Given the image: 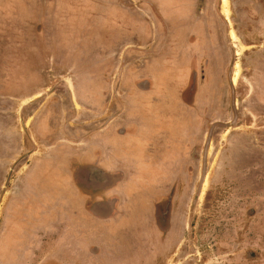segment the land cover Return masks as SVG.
Returning a JSON list of instances; mask_svg holds the SVG:
<instances>
[{
	"label": "rangeland",
	"instance_id": "374dc122",
	"mask_svg": "<svg viewBox=\"0 0 264 264\" xmlns=\"http://www.w3.org/2000/svg\"><path fill=\"white\" fill-rule=\"evenodd\" d=\"M34 1L0 0V252L6 255L0 258V264H264V225L256 224L258 219L254 216L264 213V210L244 205L245 199L253 200L256 193L264 191V182L257 181L254 172L250 177L240 176L241 171L253 161L248 155L250 147L237 145L250 143L254 134L234 132V127L230 125L231 121H235L229 120L228 114L223 120L230 123L217 126L215 124L218 123L214 122L213 127L210 123L219 114L214 115L215 119H210L209 113L203 114L197 118L199 128L204 125L203 130H198L202 132L198 133L197 142L199 145L210 133L208 154L202 150L204 144L195 160L188 152L190 150H186L195 138L192 115L186 107L194 103V79L189 73L195 67L202 81L205 68L202 65L190 66L187 71L189 82L187 80V86L181 91L182 104L176 99L173 85L168 84V89L164 90L166 101L161 99L160 109L165 110L170 120L164 129L154 128L151 120L145 131L142 130V138L147 139L145 146L141 147L145 154L141 151L138 155L132 142L127 145L133 158L129 164L135 165L140 175L126 178V185L117 190L120 193L107 200V189L101 187L104 183L100 173L93 171L88 164H79L76 155H70V150L76 148L68 147L67 141L77 137V127L84 126L86 133H93L92 114L86 111L74 114L62 112L63 105L69 102V98L63 96L67 95L69 82L52 79L58 71H63L61 67L51 65L53 57L57 56L53 50L48 48L50 50L46 51L42 47L46 43V35L39 33V28L45 25H42L43 19L31 17L29 9ZM156 5L151 3V10L159 16ZM203 9L212 13L219 38L215 40V45L220 47L223 43L225 46L224 65L220 62L219 67L215 66L220 71L218 80L226 72L233 80L229 86L220 81L218 94L216 90V96L207 95L196 106L207 105L205 110L215 109L216 113L229 102L230 106L238 108L236 112L243 117L242 122H249V117L262 111L255 104L258 94L249 95L257 85L254 76L262 58H257V52H249L245 61L244 53L251 50L248 44L261 42L264 34H244L242 28L262 25L264 0H199V10ZM254 11L258 13L257 18ZM224 17L231 25L228 41L224 33L227 26ZM234 26L239 33L236 30L233 33L231 27ZM185 37L186 34H182V39ZM150 43L148 53L153 57L156 55L152 53L153 47L158 46L154 39ZM37 51L39 57L36 56ZM186 64L185 60L178 63V72L188 68ZM148 66V72L144 69L139 72L154 73L157 78L161 76L160 65ZM83 75L81 77H86ZM78 84L77 81L76 88L80 89ZM146 85L144 88H148ZM75 110L79 111L78 108ZM251 111L254 113L251 114ZM71 121L73 125L69 124ZM260 134L264 137L263 130L257 133L258 136ZM107 135H110L109 131ZM120 140L115 137L112 142L119 146L122 143ZM164 141L165 149L171 150L169 153L175 154L174 148L182 150V171L177 178L171 177L168 162H162L167 157H164L161 145ZM68 156L74 159L71 173L63 166ZM169 164L171 167L175 165L173 161ZM202 166L204 170L207 167L206 178L201 176ZM256 169L264 172V168ZM66 173H70L71 177H66ZM123 180L119 179V183ZM30 186H33L31 199L35 205L41 206L42 213L39 216L30 213L27 222L30 223L32 217L34 225L43 224L44 219L51 225L48 237H38V242H30L33 247H38L33 257L26 256L29 242L22 252H16V256L15 243L21 237L20 233L31 228L24 225L26 228L17 230L14 227L15 224L21 227L22 216L16 203L23 196L29 200L28 193L24 192L29 191ZM63 194L67 195L69 202L64 206L67 210L64 221L60 215ZM78 197L80 200L83 198L86 210L97 217L101 215L99 199L110 201L111 214L116 217L107 224L111 226L110 231H101L100 222L83 211L79 215H71V210L78 207ZM26 214L24 212V216ZM67 225L70 233L78 237H67ZM42 244L46 245L45 249Z\"/></svg>",
	"mask_w": 264,
	"mask_h": 264
},
{
	"label": "crops",
	"instance_id": "0c3cea01",
	"mask_svg": "<svg viewBox=\"0 0 264 264\" xmlns=\"http://www.w3.org/2000/svg\"><path fill=\"white\" fill-rule=\"evenodd\" d=\"M151 3L157 4L159 16L152 12ZM29 11L31 17L37 16L38 20L43 19V21L41 20L44 22L42 25L45 26L39 28V33L46 35V43L44 42L42 47L46 51L53 50L57 56L53 57L51 65L61 67L60 69L63 71H58L52 79L69 82L66 89L67 95H63L69 98V102L67 105H63L62 112L74 114L86 111L92 114L93 133H86L84 126L77 127V137L73 138L75 141L73 139L67 141L68 147L76 148L75 150L68 148L70 155H76L79 164H88L93 171L100 173L102 183L105 184H101V187L107 189L105 192L107 200L113 199L114 195L120 193L117 190L126 185V178L136 176V174L140 175L138 168L129 164V161L132 163L133 158L130 156L127 145L132 142L131 145L134 144L138 155L142 152L145 154V150H142L141 147L145 146L147 139L142 138L144 136V133L141 135L142 130L145 131L151 120L154 128H165L170 120V116L165 110L160 109L161 99L166 101L164 90L168 89V84L173 85L176 99L182 104L181 91L187 86L185 84L190 66L199 67L203 65V62L206 65L207 59L213 55L215 33L210 24V16L206 9L199 10V0H36L31 4ZM33 14L35 16H32ZM151 20L153 26H151ZM182 34H186L184 39H182ZM152 39L158 46L153 47L152 53L156 54L153 57L148 53ZM38 51L37 57H39ZM147 57L150 58L149 62ZM182 60H185L189 67L187 66L188 68H185L183 72H178L177 66ZM150 64L162 67L160 77L157 78L154 73L139 72L140 69L147 71ZM167 66L170 69H167ZM55 71L57 72V70ZM81 74L86 77H81ZM257 74L260 77L259 80L257 79V87L254 86L249 95L253 97L258 94L255 104L257 107H261L262 111L259 112V115L256 113L255 116L249 117V122L238 121L237 126L234 127L236 133L254 134L250 143L240 142L241 144H237L250 147L249 156L264 154V137H261V134L257 135L259 131H264V70H260ZM77 81L79 83L77 86H80V89L76 88ZM158 83L161 85L160 89H158ZM145 84L148 85H146L148 88H144ZM87 87L90 90L87 91ZM204 89L205 87L199 85V90L193 98L194 103L190 106L185 105L192 115L196 134H201L202 131L198 130L204 128V125H200L199 128L197 118L200 115L208 114L205 109L196 108L197 102L207 96L204 94ZM206 107L207 105L204 108ZM77 108L79 111L75 110ZM252 112L254 113V111L250 113L253 114ZM193 114H195L194 117ZM72 121L69 124L73 125ZM256 122L258 126L255 127ZM207 124L206 122V126ZM153 127H149V129L151 130ZM108 131L110 135H107ZM193 136L195 135L193 134ZM115 137L121 138L122 143L119 146L118 143L115 145L112 142ZM137 141L138 143L135 144ZM197 141V138H194L192 144L198 145ZM161 145L164 157L167 156V159L163 158L162 162H168V167L172 171L171 177L181 176L182 150L177 148L175 150V144L172 143L171 147L174 148L173 151H176L175 154H172L169 153L171 150L165 149V141ZM191 146H187L186 150H190L188 152H191ZM73 160L68 156L66 163H63L64 168L68 171L70 168L73 170ZM171 161L175 163L172 167L169 164ZM251 161L254 162L255 159H251ZM256 165H258L257 168L264 166V158L258 164L250 165L240 176L250 177V169ZM70 173H66L65 176L70 178ZM259 176L264 178L259 174L256 178ZM119 179L124 180L119 183ZM117 186L118 188H116ZM32 188L33 186H30V190L24 192L28 193L29 200L23 196L21 201L16 203L19 208L18 212H22V216L21 227L17 224L14 227L18 230L31 226L27 231L20 233L21 237H18L17 244L14 239L16 245L14 250H17L14 254L16 256V252H22L27 242H38V237H48V227L51 225L47 219L42 221L43 224L39 222L34 225L31 221V219L34 221L32 217L30 223L27 222L30 213L35 216L42 213L41 206L35 205L31 199ZM114 189L116 192H113ZM36 193L39 192L36 190ZM40 193L44 194L43 191ZM76 193L78 194L79 191L77 190ZM99 200L102 201L101 210L106 213L105 216H92L86 210L83 198L80 200V197H78V207L71 210V215H79L83 211L91 219L100 222L98 225L101 231H110L111 226L109 227L107 224L116 217L111 214L113 210H111L110 201ZM29 204L30 206H28ZM66 204H69L68 198L63 194L60 214L63 221L66 217L67 210L65 211L64 207ZM244 205L247 208L254 207L264 210V191L256 193L253 200L245 199ZM24 212L27 213L25 216ZM263 214L259 212L255 217L262 218L264 224ZM24 225L26 226L24 227ZM67 229L69 233L67 237H78L70 233L68 225ZM45 246L41 245L44 249ZM0 249H2V239L0 240ZM37 249V246L33 247L30 243L25 250L28 252L26 256L33 257V252L36 253ZM48 255L49 253H47ZM2 257H6V255L1 251L0 258Z\"/></svg>",
	"mask_w": 264,
	"mask_h": 264
},
{
	"label": "flooded vegetation",
	"instance_id": "af4514ba",
	"mask_svg": "<svg viewBox=\"0 0 264 264\" xmlns=\"http://www.w3.org/2000/svg\"><path fill=\"white\" fill-rule=\"evenodd\" d=\"M208 14H209V16H210V24H211V26L213 27V31H214V33H215V35H214V37H213V42H214V45H213V49H214V51L212 52V56H210L208 59H207V61L208 62H205L206 63V65L204 64V62H203V65H202V67H203V69H204V71H203V77H202V81H200V78L198 77V73H197V70H196V68L194 67V69L192 68V70L190 69V73H189V75L190 74H192L193 75V79H194V86H195V89H194V93H193V98H194V95H195V93L199 90V85H202L203 87H205V89H204V94L205 95H211L210 97H214V96H216V93H215V91L217 90V85H218V83L221 81V82H225V84L226 85H228L229 86V84H230V82L233 80L232 79V76H230V74H228L227 75V73L228 72H226V74H224L223 76H222V78H221V80L219 81L218 80V75L220 74V71H219V68H217V67H219V65H220V62L224 65V63H223V57H224V50H225V46L223 45V43L221 44V46L219 47L218 45H215V40H219V38H218V33H217V31H215V26H214V24H213V16H212V13H210V12H208ZM254 15H255V17L257 18V15H258V13L256 14L255 13V11H254ZM224 19H225V25H227V26H225V37H226V40L227 39H229L230 38V24H228V20L229 19H227V18H225L224 17ZM263 21H264V17H263V19H262ZM232 28V30H233V33H235V30H236V32L237 33H239V29H237L235 26H234V28L233 27H231ZM242 32L245 34V33H249V34H253V33H255V34H259V33H263L264 34V22L262 23V25L261 26H259L258 27V25H256V26H248V27H244V28H242ZM227 35V36H226ZM246 36V35H245ZM244 36V37H245ZM228 41V40H227ZM261 42H259V40L257 41V42H255L253 45H251V44H248V45H250V51H245V55H244V58L248 55V54H250L251 52H257V58L259 57V59H261V61L259 62V64L258 65H260L259 66V68L257 67V71H256V73H255V75L257 74V72H259L260 70H264V38H262V40H260ZM220 50V51H219ZM228 51H229V49H227ZM246 50V49H245ZM250 52V53H249ZM246 59H247V57L245 58V61H246ZM226 64V63H225ZM209 65V67H210V69H209V67L208 68H206L207 66ZM249 65V64H248ZM215 66H217L216 68H215ZM253 67H255V66H253ZM250 68V66L248 67V68H246V69H249ZM205 72V73H204ZM206 72H208V73H206ZM222 73V72H221ZM188 75V76H189ZM246 75V74H245ZM250 77H251V75H250ZM254 78H256L255 79V82H258V80L260 79V77H259V74H257V76H254ZM258 79V80H257ZM188 80V79H187ZM188 82H189V80H188ZM214 83H216V85L214 84ZM204 84V85H203ZM241 86V85H240ZM255 87H257V86H255ZM215 93V94H214ZM217 94H218V90H217ZM230 103L228 102V104L227 105H224L223 106V108H222V110H218V111H216V113L214 112V110H210V111H208V109H206L205 111L207 112V113H209L211 116H210V119H215L214 117V115L215 114H219L218 115V118H216L215 120H213L210 124H211V126L213 127V125L215 124L214 122H216V123H218V124H215V125H221V124H223V123H226V122H229L230 123V121H225V120H223L224 119V117H225V115H227L228 114V116H230V119L229 120H233L234 119V123H232V121H231V124L232 125H230L231 127H236L237 126V122L238 121H242V118H241V116H240V114L239 113H237L236 112V109H238L237 107H234V106H230L229 105ZM196 108L197 109H201V108H203V109H205L204 107H201V106H196ZM204 111V112H205ZM222 118V119H221ZM237 118V119H236ZM229 126V127H230ZM193 129H194V127H193ZM211 132V131H210ZM193 134L195 135L194 137L195 138H197V140H198V133L196 134V132H195V129L193 130ZM208 135L210 134V133H207ZM207 135V138H205L199 145H197V144H192V146H191V156H192V158H194V160H195V158L196 157H198V153H199V148L201 149V145H203L204 144V148L202 149L203 150V152L205 151V153H206V155L208 154V150H209V148L211 147L210 145H211V139H210V137ZM197 145V146H196ZM200 146V147H199ZM205 155V154H204ZM257 155H258V159H257ZM249 158L250 159H255V161L253 162L254 164H258V162H260V160L262 159V158H264V154H262V153H259V154H256V155H250L249 156ZM253 163H251V165L253 164ZM257 166L258 165H256V167H254V168H251L250 170H251V174H253V172H254V174H253V176H254V178L255 179H257V181L259 180V182H264V178L263 179H261V176H259L258 178H256L257 177V175L259 174V175H263L264 176V172H262V171H259V170H257L256 168H257ZM248 167H250V165L248 166ZM261 168H264V166H260ZM259 168V167H258ZM254 170V171H253ZM203 171H205V172H203ZM244 170H242L241 172H243ZM205 173V174H204ZM207 174H208V170H207V167H206V169L204 170V168H203V166L201 167V176L203 177V178H206L207 177ZM241 177H243V175L241 176ZM252 177V176H251ZM243 178H246V177H243ZM97 202V201H96ZM102 201H100L99 203H101ZM253 209H256V208H254V207H252ZM99 214H101L102 216H105L106 215V213H103L102 212V210L99 212ZM254 216H256L255 214H254ZM255 219H258L257 220V222H256V224H258V225H264L263 224V220H261L262 218H260L259 216L258 217H255ZM257 237V236H256ZM258 237H261L260 235L258 236Z\"/></svg>",
	"mask_w": 264,
	"mask_h": 264
},
{
	"label": "water",
	"instance_id": "95a60500",
	"mask_svg": "<svg viewBox=\"0 0 264 264\" xmlns=\"http://www.w3.org/2000/svg\"><path fill=\"white\" fill-rule=\"evenodd\" d=\"M98 206H99L100 208H102V207H103L102 203H98Z\"/></svg>",
	"mask_w": 264,
	"mask_h": 264
},
{
	"label": "trees",
	"instance_id": "16d2710c",
	"mask_svg": "<svg viewBox=\"0 0 264 264\" xmlns=\"http://www.w3.org/2000/svg\"><path fill=\"white\" fill-rule=\"evenodd\" d=\"M167 69H170V67L167 66Z\"/></svg>",
	"mask_w": 264,
	"mask_h": 264
}]
</instances>
